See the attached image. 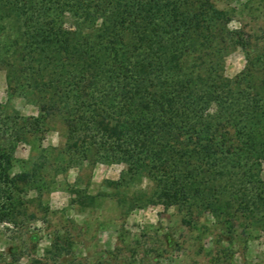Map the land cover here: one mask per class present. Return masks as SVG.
I'll use <instances>...</instances> for the list:
<instances>
[{
  "label": "trees",
  "instance_id": "16d2710c",
  "mask_svg": "<svg viewBox=\"0 0 264 264\" xmlns=\"http://www.w3.org/2000/svg\"><path fill=\"white\" fill-rule=\"evenodd\" d=\"M15 36L0 45L8 89L38 116L0 128V222L23 214L29 172L11 173L18 143L58 117L60 157L125 165L148 180L137 200L210 213L228 226L264 210V45L234 77L243 45L212 0H0Z\"/></svg>",
  "mask_w": 264,
  "mask_h": 264
},
{
  "label": "rangeland",
  "instance_id": "374dc122",
  "mask_svg": "<svg viewBox=\"0 0 264 264\" xmlns=\"http://www.w3.org/2000/svg\"><path fill=\"white\" fill-rule=\"evenodd\" d=\"M212 1L244 38L224 59L225 75L234 77L246 50L253 55L264 45V0ZM13 36L12 20L0 16V45ZM38 115L31 96L8 89L0 65V128ZM64 143V125L52 117L13 151L11 173L32 176L23 214L0 222V264H264L263 209L253 219L238 215L232 226L210 213L188 225L177 206L137 200L149 182L122 181L124 164L60 157L52 148Z\"/></svg>",
  "mask_w": 264,
  "mask_h": 264
}]
</instances>
